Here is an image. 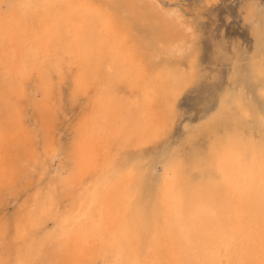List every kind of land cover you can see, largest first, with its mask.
I'll use <instances>...</instances> for the list:
<instances>
[{
	"label": "bare ground",
	"instance_id": "6f19581e",
	"mask_svg": "<svg viewBox=\"0 0 264 264\" xmlns=\"http://www.w3.org/2000/svg\"><path fill=\"white\" fill-rule=\"evenodd\" d=\"M242 10L253 50L172 143L210 79L199 13L0 0V264H264V10Z\"/></svg>",
	"mask_w": 264,
	"mask_h": 264
},
{
	"label": "rangeland",
	"instance_id": "374dc122",
	"mask_svg": "<svg viewBox=\"0 0 264 264\" xmlns=\"http://www.w3.org/2000/svg\"><path fill=\"white\" fill-rule=\"evenodd\" d=\"M178 1L185 10L202 16L203 61L210 79L182 96L179 104L181 116L169 138L172 143H177L183 135L185 122L196 121L206 109L214 107L218 94L228 83V74L232 68L230 56L234 52V46L242 54H247L248 50L254 48V32L243 19L242 5L246 0H219L202 11L199 10L202 0ZM260 4L264 10V0H260ZM219 49L224 53H219ZM246 62L247 60L243 61L244 64Z\"/></svg>",
	"mask_w": 264,
	"mask_h": 264
}]
</instances>
